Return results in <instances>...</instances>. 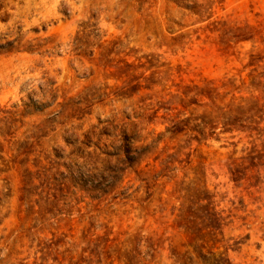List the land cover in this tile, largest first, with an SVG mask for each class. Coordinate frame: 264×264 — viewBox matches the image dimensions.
<instances>
[{"label": "rangeland", "instance_id": "rangeland-1", "mask_svg": "<svg viewBox=\"0 0 264 264\" xmlns=\"http://www.w3.org/2000/svg\"><path fill=\"white\" fill-rule=\"evenodd\" d=\"M0 264H264V0H0Z\"/></svg>", "mask_w": 264, "mask_h": 264}]
</instances>
